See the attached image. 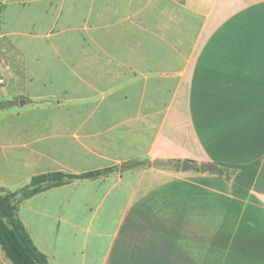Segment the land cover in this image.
I'll return each instance as SVG.
<instances>
[{
	"label": "crops",
	"instance_id": "0c3cea01",
	"mask_svg": "<svg viewBox=\"0 0 264 264\" xmlns=\"http://www.w3.org/2000/svg\"><path fill=\"white\" fill-rule=\"evenodd\" d=\"M1 73V187L113 168L18 203L50 264H264V0H0Z\"/></svg>",
	"mask_w": 264,
	"mask_h": 264
},
{
	"label": "trees",
	"instance_id": "16d2710c",
	"mask_svg": "<svg viewBox=\"0 0 264 264\" xmlns=\"http://www.w3.org/2000/svg\"><path fill=\"white\" fill-rule=\"evenodd\" d=\"M138 165L126 163L122 169ZM113 170L112 167L86 171L80 174L52 171L33 175L28 183L16 190L0 193V246L12 264H50L47 256L33 240L19 219L18 203L47 188L66 184L75 179L96 178Z\"/></svg>",
	"mask_w": 264,
	"mask_h": 264
},
{
	"label": "rangeland",
	"instance_id": "374dc122",
	"mask_svg": "<svg viewBox=\"0 0 264 264\" xmlns=\"http://www.w3.org/2000/svg\"><path fill=\"white\" fill-rule=\"evenodd\" d=\"M0 78L2 79V82L0 83V90L2 89L3 90V88L6 86L5 84H6V76H5V74L4 73H1L0 74ZM11 91V93H13L14 92V90L12 89V90H10ZM16 92V91H15ZM4 94H6L5 96H11L10 95V93H4ZM2 96H4V95H1L0 94V108H3V107H5V105L6 104H8V103H12V105L10 106V107H13V106H16L17 104L16 103H14L13 102V99H9V98H2ZM18 101V100H17ZM16 101V102H17ZM6 108V107H5ZM7 191H9V190H7L6 188H4V187H1L0 186V193H5V192H7Z\"/></svg>",
	"mask_w": 264,
	"mask_h": 264
},
{
	"label": "water",
	"instance_id": "95a60500",
	"mask_svg": "<svg viewBox=\"0 0 264 264\" xmlns=\"http://www.w3.org/2000/svg\"><path fill=\"white\" fill-rule=\"evenodd\" d=\"M168 165H171L170 161H163L160 159H154L152 161V166L153 167H166ZM193 168L192 164L189 161H183L181 164V170L186 171V170H191ZM207 165L206 164H201L200 165V170L201 171H206L207 170Z\"/></svg>",
	"mask_w": 264,
	"mask_h": 264
},
{
	"label": "built area",
	"instance_id": "2783aa9c",
	"mask_svg": "<svg viewBox=\"0 0 264 264\" xmlns=\"http://www.w3.org/2000/svg\"><path fill=\"white\" fill-rule=\"evenodd\" d=\"M0 82H2V79L0 78Z\"/></svg>",
	"mask_w": 264,
	"mask_h": 264
}]
</instances>
